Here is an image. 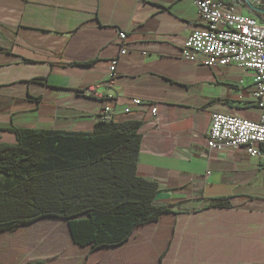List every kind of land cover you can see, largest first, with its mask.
I'll use <instances>...</instances> for the list:
<instances>
[{"label": "crops", "instance_id": "obj_1", "mask_svg": "<svg viewBox=\"0 0 264 264\" xmlns=\"http://www.w3.org/2000/svg\"><path fill=\"white\" fill-rule=\"evenodd\" d=\"M216 1L264 23L254 0ZM196 20L190 0H0V145L17 144L11 128L91 132L110 100L115 122L140 124L138 174L170 211L97 249L58 218L0 232V264H264V159L206 146L215 114L261 120L253 74L187 59Z\"/></svg>", "mask_w": 264, "mask_h": 264}, {"label": "trees", "instance_id": "obj_2", "mask_svg": "<svg viewBox=\"0 0 264 264\" xmlns=\"http://www.w3.org/2000/svg\"><path fill=\"white\" fill-rule=\"evenodd\" d=\"M139 130L114 120L91 132L7 130L17 144L0 145V232L58 218L76 244L97 249L121 245L169 213L156 204L157 184L138 174Z\"/></svg>", "mask_w": 264, "mask_h": 264}, {"label": "built area", "instance_id": "obj_3", "mask_svg": "<svg viewBox=\"0 0 264 264\" xmlns=\"http://www.w3.org/2000/svg\"><path fill=\"white\" fill-rule=\"evenodd\" d=\"M190 1L197 10V20L183 27L184 32L190 33L184 56L190 59L194 54H201L206 57L204 63L208 66L220 68L236 65L251 72L253 95L261 110L259 122L223 114L213 115L206 137L207 149L219 152L243 149L252 159H264V23L253 16L235 14L216 0ZM245 1L238 0V3ZM119 38L124 43L127 34L120 32ZM126 53L122 46L119 56L111 61V79L116 77L117 65ZM109 101L102 107L99 117L102 121L114 120ZM134 104L148 107L153 116L158 114L155 105L144 104L139 100L134 101Z\"/></svg>", "mask_w": 264, "mask_h": 264}, {"label": "water", "instance_id": "obj_4", "mask_svg": "<svg viewBox=\"0 0 264 264\" xmlns=\"http://www.w3.org/2000/svg\"><path fill=\"white\" fill-rule=\"evenodd\" d=\"M263 2V0H254V4H250L248 3L249 8L254 11L257 12L258 14H262L264 16V6L258 7V5H261Z\"/></svg>", "mask_w": 264, "mask_h": 264}, {"label": "rangeland", "instance_id": "obj_5", "mask_svg": "<svg viewBox=\"0 0 264 264\" xmlns=\"http://www.w3.org/2000/svg\"><path fill=\"white\" fill-rule=\"evenodd\" d=\"M53 222L58 224L57 221H53ZM53 222H51L50 220L49 221L48 220H44L43 222H41L40 226H38V227H52V224H49V223H53Z\"/></svg>", "mask_w": 264, "mask_h": 264}]
</instances>
